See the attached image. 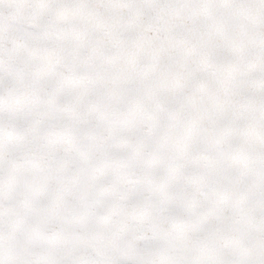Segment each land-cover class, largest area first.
I'll return each mask as SVG.
<instances>
[{"label":"snow or ice","instance_id":"snow-or-ice-1","mask_svg":"<svg viewBox=\"0 0 264 264\" xmlns=\"http://www.w3.org/2000/svg\"><path fill=\"white\" fill-rule=\"evenodd\" d=\"M0 264H264V0H0Z\"/></svg>","mask_w":264,"mask_h":264}]
</instances>
